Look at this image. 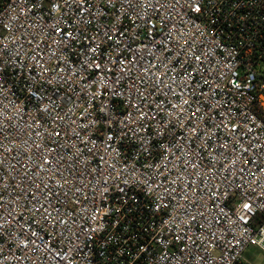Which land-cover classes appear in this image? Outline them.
Returning <instances> with one entry per match:
<instances>
[{
    "label": "built area",
    "instance_id": "2783aa9c",
    "mask_svg": "<svg viewBox=\"0 0 264 264\" xmlns=\"http://www.w3.org/2000/svg\"><path fill=\"white\" fill-rule=\"evenodd\" d=\"M251 245L264 0H0V264H251Z\"/></svg>",
    "mask_w": 264,
    "mask_h": 264
},
{
    "label": "rangeland",
    "instance_id": "374dc122",
    "mask_svg": "<svg viewBox=\"0 0 264 264\" xmlns=\"http://www.w3.org/2000/svg\"><path fill=\"white\" fill-rule=\"evenodd\" d=\"M244 258L251 264H264V252L258 246H249Z\"/></svg>",
    "mask_w": 264,
    "mask_h": 264
},
{
    "label": "snow or ice",
    "instance_id": "6c2138e0",
    "mask_svg": "<svg viewBox=\"0 0 264 264\" xmlns=\"http://www.w3.org/2000/svg\"><path fill=\"white\" fill-rule=\"evenodd\" d=\"M197 59H199V57H197ZM192 115L195 116L196 113H192ZM57 135H58V133H57ZM251 207H252V205H250L248 203L243 204V209L245 210V215L247 214L248 210L251 209ZM242 219H243V217H242Z\"/></svg>",
    "mask_w": 264,
    "mask_h": 264
},
{
    "label": "trees",
    "instance_id": "16d2710c",
    "mask_svg": "<svg viewBox=\"0 0 264 264\" xmlns=\"http://www.w3.org/2000/svg\"><path fill=\"white\" fill-rule=\"evenodd\" d=\"M258 220H259L260 222H263V219H261V218H258Z\"/></svg>",
    "mask_w": 264,
    "mask_h": 264
}]
</instances>
